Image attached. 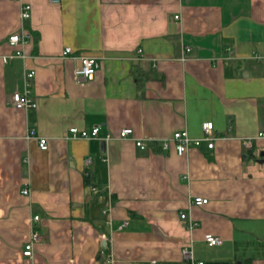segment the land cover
Here are the masks:
<instances>
[{"label":"crops","instance_id":"obj_1","mask_svg":"<svg viewBox=\"0 0 264 264\" xmlns=\"http://www.w3.org/2000/svg\"><path fill=\"white\" fill-rule=\"evenodd\" d=\"M20 31L31 37L11 47ZM81 57L98 63L91 79L73 75ZM26 72L37 107L17 110ZM205 122L212 150L152 145L201 137ZM70 128L99 133L72 139ZM124 128L133 134L117 139ZM261 131L264 0H0V264H264ZM208 234L221 245L206 246Z\"/></svg>","mask_w":264,"mask_h":264},{"label":"built area","instance_id":"obj_2","mask_svg":"<svg viewBox=\"0 0 264 264\" xmlns=\"http://www.w3.org/2000/svg\"><path fill=\"white\" fill-rule=\"evenodd\" d=\"M52 2H59V0H50ZM30 17V6L27 4L21 3L20 7V19L22 21L28 20ZM174 19H178V16H175ZM31 36L26 33L25 31H20L16 32L12 35H10L7 39L8 44L11 47H14L18 44H23L26 39H29ZM72 53L70 48H65L62 53L61 57L62 58H67L69 55ZM191 53V48L189 47H184L182 56L180 58L181 61H185L188 58V55ZM17 55H20L17 53ZM98 68V63L97 61L92 58V57H81L79 58V66L74 69L73 75L76 79H84L88 80L91 79L96 70ZM34 72H26L23 74V82H24V89L23 91L16 92L12 95L11 98V104L14 109L17 110H29V109H35L37 107L36 102L31 98V85H30V80L33 78ZM201 131L202 135L201 137H192L189 135V133L186 130H181V131H176L174 132L170 138L168 139H162L158 141H154L152 145L157 144V146L160 148L162 151H167L169 149H173L174 152L178 156H184L187 154L192 149H197L202 143L206 144V147L209 150H212L215 145V141L217 138L214 136V128L212 122H205L201 125ZM99 133V128H93L91 132H86V131H79L76 128H70L68 130V135L69 138L72 139H90V138H97ZM133 134L132 129L130 128H124L119 131L117 134V139L122 140L125 138L130 137ZM259 139H264V131H261L257 134V137ZM112 139V136L107 135L105 140H110ZM38 147L40 150H46L47 149V140L45 138H38L37 140ZM136 148L139 150H147L148 149V144L141 139L135 140L134 141ZM245 146L250 148L252 146V141L247 140L244 142ZM92 162L91 158L86 159V165H90ZM90 192L93 194H97L98 191L95 187L89 186ZM23 195L28 194L27 190L22 191ZM208 204V200L206 198L202 197H194L191 200V205L193 206H204ZM105 213V212H104ZM181 220H185L186 214L185 213H180L179 215ZM39 220L38 216H35L33 218L34 222H37ZM128 224V222H123L122 228L125 227ZM191 228V226H190ZM39 234L37 232H32L31 237L29 241L24 244L23 250H22V256L28 259H31L34 255L33 251V246L34 243L39 240ZM104 246H105V239L103 240ZM204 243L208 247H216L221 245L222 240L218 237H215L213 235H206L204 237ZM103 246V247H104ZM183 256L185 259H188L190 261H193L194 258L187 249H184L182 252ZM196 264H203L201 262H198Z\"/></svg>","mask_w":264,"mask_h":264},{"label":"trees","instance_id":"obj_3","mask_svg":"<svg viewBox=\"0 0 264 264\" xmlns=\"http://www.w3.org/2000/svg\"><path fill=\"white\" fill-rule=\"evenodd\" d=\"M83 175H84V183L86 185H91L92 182H91V176L89 170L88 169L85 170Z\"/></svg>","mask_w":264,"mask_h":264},{"label":"water","instance_id":"obj_4","mask_svg":"<svg viewBox=\"0 0 264 264\" xmlns=\"http://www.w3.org/2000/svg\"><path fill=\"white\" fill-rule=\"evenodd\" d=\"M103 246H104V244H103Z\"/></svg>","mask_w":264,"mask_h":264}]
</instances>
